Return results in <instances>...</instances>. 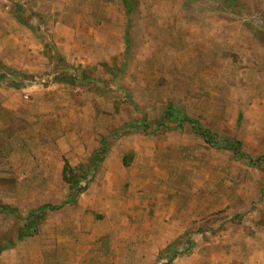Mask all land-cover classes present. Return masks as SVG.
Wrapping results in <instances>:
<instances>
[{"label":"rangeland","instance_id":"1","mask_svg":"<svg viewBox=\"0 0 264 264\" xmlns=\"http://www.w3.org/2000/svg\"><path fill=\"white\" fill-rule=\"evenodd\" d=\"M105 2L0 0V61L29 75L0 85L26 106L0 101V206L19 210L0 213V264H264V159L164 117L264 158V0ZM65 161L88 189L24 236L75 193Z\"/></svg>","mask_w":264,"mask_h":264},{"label":"trees","instance_id":"2","mask_svg":"<svg viewBox=\"0 0 264 264\" xmlns=\"http://www.w3.org/2000/svg\"><path fill=\"white\" fill-rule=\"evenodd\" d=\"M17 19L21 23L27 25L26 20L22 16H17ZM11 75L14 78L21 77L24 79H28V77H29L28 74H25V73L17 71V70H13V69L7 67L6 65H4L0 61V85H2L4 83L5 79H7V78L9 79V76H11ZM10 86L14 87V88L22 87V85H20L18 82H15L14 79H11ZM164 117L168 121L176 123V126L174 128L182 127L185 123H188L193 128V130L195 132L203 135L208 142L214 143L215 145L223 147V148L233 150L240 157L247 158L249 163H255V162H258V161H261L264 159V158L254 159L253 157L247 155L245 152H243L242 144L238 140L217 139V136L215 134H213L210 130L203 128L197 119L188 117V116L178 112L177 110H175L172 107H170L166 110ZM103 150H104L103 147L100 148V150L95 155V160L93 163L94 164V173L92 175V178L95 177V175H96V170H97L98 165H99L98 163L102 159L101 153ZM69 171H72V169H70L69 162L65 161V165H64V169H63V177H64L65 181L69 182L70 190L72 192L75 191V193L70 194L68 199L65 200L64 202H62L61 204H55V205L54 204H43L40 207H38L37 209L32 210L30 213V222L28 224V227L25 230L24 236H32L38 231V229H39V222L38 221L40 219H42L45 214H47L49 212L58 211V210L62 209L63 207H65L66 205L74 203L78 199L80 194H82L83 192H85L88 189L92 179L89 180L85 186L77 188V190H75L78 182H73V180L71 181L69 179V177H68ZM0 213L18 215L19 210H18V208L3 205V206H0ZM3 250H4V248L0 247V255L3 252Z\"/></svg>","mask_w":264,"mask_h":264},{"label":"crops","instance_id":"3","mask_svg":"<svg viewBox=\"0 0 264 264\" xmlns=\"http://www.w3.org/2000/svg\"><path fill=\"white\" fill-rule=\"evenodd\" d=\"M106 7H115L117 9H119L118 7L121 6L122 7V10L125 9V2L124 0H119L118 3L113 4L112 2H105L104 3ZM105 19L104 20H107V18L109 17L108 13L105 14ZM60 21L58 23H60V27L63 28L67 22H66V18L64 16V12L61 13L60 17H59ZM116 20V19H115ZM91 34V31L89 32ZM124 34V33H123ZM74 35V34H73ZM76 35V34H75ZM78 35V34H77ZM92 35V34H91ZM88 34V36H83L82 38L83 39H87V43L89 42H95L98 41L94 39L93 36H91ZM64 36L61 35V31L58 30V32H56L54 34V39L56 41V43L58 44L59 46V49H60V53L62 54V56L65 58V60L69 63V64H72V60H74V57L72 56V34L71 36H65V38H63ZM78 37V36H77ZM79 38V37H78ZM76 38V46L77 47H81V45H83V42H80L79 39ZM125 37H123V40H124ZM88 39L90 41H88ZM124 42V41H123ZM124 44V43H123ZM83 67V66H82ZM0 101H1V105L2 107L7 110V111H13V112H21L23 111V109L26 107L24 106L23 104L22 105H18L16 104L14 101L12 100H8L7 98H5L4 96H0Z\"/></svg>","mask_w":264,"mask_h":264}]
</instances>
